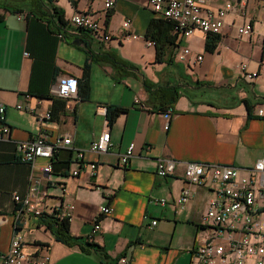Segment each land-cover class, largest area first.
Returning <instances> with one entry per match:
<instances>
[{
  "label": "crops",
  "instance_id": "crops-1",
  "mask_svg": "<svg viewBox=\"0 0 264 264\" xmlns=\"http://www.w3.org/2000/svg\"><path fill=\"white\" fill-rule=\"evenodd\" d=\"M230 1L237 12L226 16L215 49L208 51L200 30L165 44L167 25L149 0L116 1L106 25L112 35L107 44L90 32L74 33L71 24L80 12L100 17L103 0H0V101L11 126L10 140L0 144V264L15 229L24 236L25 252L48 255L49 264H122V257L128 264L195 262L212 193L186 181L182 161L247 167L264 158V112L258 113L264 109V77H245L246 71L264 72V0ZM224 3L207 0L206 6L216 10ZM246 23L253 33L240 36L238 28ZM149 31L161 38V59ZM182 46L190 54L179 60ZM109 52L126 66L104 59ZM66 75L78 79L79 94L54 103L51 89ZM19 103L34 111L18 109ZM109 106L124 109L113 124L107 120ZM168 107H173L170 117ZM46 110L56 115L41 121ZM105 130L111 135L109 151H91V142ZM41 131L52 138L68 134L72 145L55 156L49 180L40 169L46 160L37 159L33 175L47 196L30 201L52 217L73 203L69 230L78 245L58 240L41 215L23 212L18 217L12 195L27 196L31 168L15 160L14 141ZM132 143L133 156L123 167L120 157ZM78 151L98 163L94 175L85 168L70 175L71 167L78 166ZM158 158L180 162L161 177ZM186 188L190 196L181 206L178 199ZM160 199L165 203L156 202ZM100 205L113 212L100 217L102 231L89 240Z\"/></svg>",
  "mask_w": 264,
  "mask_h": 264
},
{
  "label": "built area",
  "instance_id": "built-area-1",
  "mask_svg": "<svg viewBox=\"0 0 264 264\" xmlns=\"http://www.w3.org/2000/svg\"><path fill=\"white\" fill-rule=\"evenodd\" d=\"M117 0H103V10L100 17L88 12H80L71 18L74 33L90 32L95 38L107 44L112 35L105 26L106 16L115 7ZM207 0H149L152 10L163 18L174 22L173 33L177 35V41L188 38L195 30L206 34H221L226 16L237 12L235 5L230 0H225L219 9H211L206 6ZM127 22L126 24H128ZM240 36H250L253 33L251 23H246L238 28ZM154 43V41H151ZM179 46V45H178ZM28 54V53H25ZM190 54L188 47L182 46L177 52V58L184 60ZM202 56L197 57L201 61ZM245 71L244 63L240 64ZM264 72L246 71L245 77L249 81H255ZM51 95L63 99H70L78 95V79L74 76H60L51 89ZM27 99L31 95H25ZM18 109L34 111V108L25 107L19 103ZM264 109H259L262 114ZM173 107H168L166 114L170 117ZM51 110H46L39 115L41 121L51 120ZM168 125L166 126V128ZM11 126L7 121V107L0 101V144L10 140ZM72 138L68 134L52 138L47 132L41 131L29 140L14 141L15 160L28 164L31 174L28 181V194L21 197L13 193L14 202L19 206L18 217L21 213L42 215L43 211L38 209L30 197L47 196L45 190L41 189L39 179L33 175L37 167L38 158L46 162L40 166L43 177L49 180L52 172V164L57 153L64 148H71ZM111 147V135L105 130L94 139L89 149L97 153H106ZM134 143L120 157V165L126 167L133 156ZM75 162L78 166L71 167L70 175L78 176L83 168L91 175L96 173L98 163L85 160L84 151L76 153ZM176 159L158 158L157 174L166 177L172 174L176 168ZM184 164V176L187 182L205 186L212 193L205 211L204 222L201 227L202 234L197 239L194 249L193 264H264V158H259L252 166L239 167L216 162H203L187 160ZM189 189H184L178 199V204L183 205L189 198ZM164 204L165 199L156 200ZM74 204L57 213L58 217L69 221L73 215ZM113 212V207L100 205L99 211L93 220L92 231L89 240H93L102 231L100 217ZM156 224V220L152 221ZM4 264H49L48 255L32 256L25 252L24 236L15 229L7 253L2 255ZM122 264L128 261L122 257Z\"/></svg>",
  "mask_w": 264,
  "mask_h": 264
},
{
  "label": "trees",
  "instance_id": "trees-1",
  "mask_svg": "<svg viewBox=\"0 0 264 264\" xmlns=\"http://www.w3.org/2000/svg\"><path fill=\"white\" fill-rule=\"evenodd\" d=\"M110 16V13L106 16V20H105V26L108 23V17ZM59 18V22L60 24H64V20L62 18V15L58 16ZM162 21L164 23H166V28L168 30V35L165 38V44L167 45H174L176 43L177 40V35H175L173 33L174 30V22L171 21L168 18H163ZM156 22V21H155ZM151 24V28L152 26H154V23ZM171 32V33H170ZM157 33H154L149 31L148 33V37L151 39L150 41H154V43L158 46L159 51L157 52V59H161L162 55H163V50H162V42H161V38L158 37L156 35ZM207 39H206V43H205V48L208 51H213L216 47L217 41L219 40V34H206ZM104 59L110 61L111 63H113L114 65H116L117 67L120 66H126V62L123 61L121 58L117 57L115 54L109 52L105 55ZM85 73H87V68L85 70ZM78 94H79V90H78ZM81 97H86V92L83 91L81 92ZM51 99H53L54 103H56L58 101L59 97L56 96H51L49 97ZM61 103V107L59 110H63L64 109V104L62 102ZM124 109L122 107H112L109 106L107 108V120L109 122V124H113L117 118V116L123 111ZM51 119L53 118V115H56L55 112L51 111ZM65 174H68V170L67 172H65ZM41 217L47 222L48 226L50 228H52V230L54 231L56 237L58 240L64 242L65 244L69 245V246H74V245H78L79 244V238H75L70 234V230H69V226H70V221L66 218H60V217H52L50 215L47 214H42Z\"/></svg>",
  "mask_w": 264,
  "mask_h": 264
}]
</instances>
